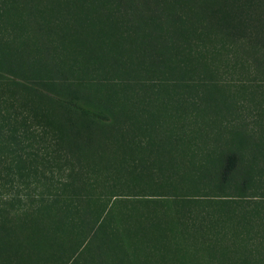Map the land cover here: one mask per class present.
I'll return each instance as SVG.
<instances>
[{
  "label": "trees",
  "instance_id": "16d2710c",
  "mask_svg": "<svg viewBox=\"0 0 264 264\" xmlns=\"http://www.w3.org/2000/svg\"><path fill=\"white\" fill-rule=\"evenodd\" d=\"M255 6L257 0H0V16H19L37 31L69 36L82 61L104 74V86L124 92L136 85L159 87L172 99L168 110L190 118L209 111L233 115L225 127L230 148L206 168L215 187L236 195L239 211L230 218L178 209L174 218L159 209L128 214L110 209L115 200L87 192L86 154L78 142L55 130L44 164L31 172L45 186L37 195L40 204L63 198L65 220L84 240L80 251L90 252L64 264H264V96L252 125L233 111L239 107L228 99L218 70L238 44L245 54L239 68L249 72L254 64L261 76L251 77L250 86L257 89L253 94H264L263 26L261 36L248 30ZM238 88L246 93L247 85ZM12 139L21 142L16 135Z\"/></svg>",
  "mask_w": 264,
  "mask_h": 264
},
{
  "label": "rangeland",
  "instance_id": "374dc122",
  "mask_svg": "<svg viewBox=\"0 0 264 264\" xmlns=\"http://www.w3.org/2000/svg\"><path fill=\"white\" fill-rule=\"evenodd\" d=\"M257 2L248 29L253 36H261L260 25L264 30V0ZM237 46L219 75L239 107L233 111L255 125L264 94H253L250 78L261 74L251 59L249 72L239 68L245 54ZM103 75L82 61L64 32H40L31 20L0 16V264H64L90 255L87 247L80 251L84 240L65 220V200L42 206L37 198L45 186L31 171L44 164L55 130L86 154L87 192L115 200L109 208L116 212L159 209L174 218L178 209L230 218L239 211L236 195L215 187L206 173L212 158L230 148L225 127L233 115L208 110L190 118L168 110L172 99L159 87L124 92L104 86ZM242 83L246 93L238 91Z\"/></svg>",
  "mask_w": 264,
  "mask_h": 264
}]
</instances>
